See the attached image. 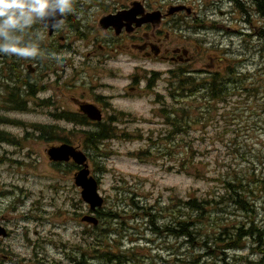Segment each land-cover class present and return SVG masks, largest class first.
Returning a JSON list of instances; mask_svg holds the SVG:
<instances>
[{"label": "flooded vegetation", "instance_id": "af4514ba", "mask_svg": "<svg viewBox=\"0 0 264 264\" xmlns=\"http://www.w3.org/2000/svg\"><path fill=\"white\" fill-rule=\"evenodd\" d=\"M243 2L247 9L244 13L239 10L240 21L250 23L251 0ZM226 6L234 13L232 0H71L70 10L62 12L56 7V0H50L43 15H34L29 24L10 30L7 37H0V44H12L33 53L21 56L0 48V148L7 143L16 147V140L25 144L32 137L43 147V150H0L3 171L0 172V264H89L95 242L88 243V239L95 231L99 232L81 221L83 216L92 214L89 206L80 213L83 229L76 235L80 244L69 242L70 239L60 244L59 240V218L66 217L67 222L75 218L65 216V209L57 203L58 183L71 172L75 175L78 167L72 160L51 161L47 151L62 145L94 150L89 143L90 132L105 127L114 137L113 131L119 128L121 117L126 128L119 130L129 134L131 111L120 105L130 98L135 100L143 85V74L161 73L140 66L137 63L140 59L174 66V69L168 68L167 74L182 72L197 78L200 87L196 97L207 91V82L203 81L218 74L222 62L216 54H208L215 50L216 37L221 35L217 31L224 29L223 23L231 15L227 12L224 22L217 20ZM206 42L210 43V49ZM199 61L205 65L196 69ZM125 72L126 88L114 94V84L108 80H124L121 76ZM92 86L106 93L91 92ZM171 89H167V97ZM155 96L152 118L142 119L137 115L133 122H164L165 137L170 133L171 113L179 108L168 106L167 98L161 100L160 91ZM190 99L183 97L186 103ZM96 113L100 115L99 120L94 119ZM24 123L36 124L29 127L34 134L27 132ZM14 128L22 129L23 133L14 134L11 131ZM76 130L80 134L77 140ZM157 133L158 142L163 138L161 127ZM177 135L180 134L175 132ZM42 152L46 154L47 165L55 171L61 170V176L40 172ZM6 164L8 168L4 169ZM69 166L72 168L67 169ZM44 180L49 181L46 188ZM28 185L40 188L31 194ZM105 203L107 208L106 200ZM111 210L106 213L103 209L95 215L106 217L114 211ZM76 213L74 210L73 216ZM112 222L110 233L103 227L101 236L113 238L114 234L122 233L118 221ZM104 246L103 241H97L100 249L96 254L105 258Z\"/></svg>", "mask_w": 264, "mask_h": 264}, {"label": "rangeland", "instance_id": "374dc122", "mask_svg": "<svg viewBox=\"0 0 264 264\" xmlns=\"http://www.w3.org/2000/svg\"><path fill=\"white\" fill-rule=\"evenodd\" d=\"M222 10L223 15L219 14L217 16L218 21L226 20L224 16L227 12L228 14L231 12V15H228L226 22L223 21L224 29L217 31L221 35L216 37L215 50L209 51L208 55L216 54L222 60L219 73L225 72L228 66H234L242 74L250 75L245 79L246 83H239L238 87L247 88L254 83L251 89L258 90L252 91L251 98L247 96L249 99H241L243 97H237L236 95L238 93L237 87L231 89V96L228 101L224 105L218 104L215 107L214 123L210 119L207 128L203 129V124L200 123L197 126H193L188 134L175 136V143H177L178 138H184L192 147L191 150L200 151L196 154L194 160L203 173H208L209 175L205 179L193 177L186 171L188 159L186 154H182L186 150L184 147L182 150H174V159H172V156L165 158L161 156L159 152L161 140L159 139L157 142L155 136L158 134L160 127L161 137H164V134L167 133V126L164 125V122H133L134 116L136 120L137 115L141 116L142 119L146 116L152 118L151 114L154 109L153 106H155L153 104L157 99L155 96L157 91L162 93L161 100L167 98L168 106H174L179 109L187 107L186 101H183V96L180 95L177 86V82L183 78L181 76L177 78L179 75L177 72L174 74L171 72L170 74L166 73L168 68L174 69V66L153 64L147 62V60L140 59L137 62L140 66L155 69L161 71V73L156 76L143 74V85L139 94L135 96V100L130 98L125 101L127 102L126 104L120 105L122 109L127 108V110L131 111V125L129 127L131 132L128 131L129 134H126L123 130L120 132L122 128H126L124 127L125 119L121 117L118 125L120 130L116 128V131H113V139L104 141V144L101 145L102 148L97 146L95 148L97 150L95 153L97 154L90 152L93 156L90 157L92 161L90 160L89 169L99 182L100 195L107 199V208H103L106 213L112 211L111 208H114L118 213L124 210L125 212L133 213L130 211L128 202H125V198L130 199V197H133L138 202L139 207L149 208L158 204V202L162 206H169L172 204V200L176 204L178 198L185 200L189 196L203 197L209 192L219 193L222 189L221 184L209 182V177L213 178V176L218 174H230L232 169L241 167L242 169L245 168V170L250 169L253 159L257 172H260L264 178V37L259 39L256 35L259 32V28L263 27L262 20L259 18L258 12H253L250 13V23H244V21H240V15L236 7L234 13L227 6ZM219 12L220 10H218ZM206 44L210 49V43L206 42ZM224 59L226 60L225 62H223ZM203 65L205 63L199 61L195 64V68H203ZM130 70H126V72L128 73ZM126 72L121 76L122 78L124 77V80H108L114 84V94L118 95L119 90L123 91V87L127 85ZM103 78L107 80L105 76ZM168 88L172 89L167 97ZM89 90L91 92H99V94L106 93L98 86H92ZM187 93L196 100L195 92ZM117 103L119 102L117 101ZM97 117L98 115L96 114L95 118ZM60 125L66 126L65 124ZM91 129L94 130L95 128L92 127ZM239 129L240 132L236 134L235 131ZM11 131L14 134L23 133L22 129L17 128ZM27 132L33 133L32 130ZM133 134L135 135L133 136ZM79 135L76 130L75 140L80 137ZM16 141L20 145L19 147L7 143L2 144L3 147L0 150H43V147L37 142L39 140L35 137H32L25 144L20 143L19 140ZM238 150L241 154L246 153L245 165H242L241 154L237 155ZM161 151H163L162 147ZM249 151L259 155L260 160L256 159L252 154L253 158L250 157ZM83 153L88 154L89 151L83 150ZM101 153H104V155ZM181 159L185 161V170H181ZM41 160L43 165L39 167V170L43 172V175L49 176L54 173L61 176V170L55 171L47 165L48 160L44 152L41 154ZM7 168L8 165L6 164L4 169ZM0 172L3 171L0 169ZM73 179L74 175L71 172L63 177V182L58 183L57 203L65 209V216L68 215L75 218L74 221L69 222H67L66 217L59 218L60 244L62 242L65 244L69 239V242L80 244L79 238L76 236L83 229L82 224L79 223L80 213L87 211L84 208L85 202L83 201L82 203L79 197L81 189L75 186ZM2 181H5V178H2ZM48 183V180H44V188H46ZM27 187L31 189L29 191L31 194L37 193L40 188L37 185H28ZM260 201V204H257L260 212L258 213V219L257 217L255 218V222L259 228L264 230V200L261 198ZM74 210L77 213L73 216ZM90 210L98 212V209ZM132 215L134 214L127 215V222L132 218ZM109 224L112 226L113 222L110 221ZM119 226L121 227V225ZM130 227H135V229H127L126 231L124 228V232H118L119 235L114 234L113 238H105L95 231V252L98 249L96 246L99 240L103 241L104 244L110 242L112 244L110 245L111 252L121 253V258L125 256L131 257L133 253H130V249L135 247L133 252L140 260L139 264H224L212 256L209 250L201 251L198 249L199 247L194 248L183 238L167 237L158 239L159 237H157L155 239V235L151 231L148 232L149 229L144 224L137 221H131ZM48 228L46 226L45 231ZM146 228L147 230H145ZM137 237H142L143 239H137ZM260 239L261 243L258 245L254 244L253 240L245 241L244 248L230 252L226 261L230 260L231 264H264V235H261ZM91 242L92 238L90 236L88 243ZM72 244L74 245L75 243ZM124 250L126 254H123ZM104 251L108 252V249L105 247ZM90 253L89 264H111L103 256L92 254V251Z\"/></svg>", "mask_w": 264, "mask_h": 264}, {"label": "trees", "instance_id": "16d2710c", "mask_svg": "<svg viewBox=\"0 0 264 264\" xmlns=\"http://www.w3.org/2000/svg\"><path fill=\"white\" fill-rule=\"evenodd\" d=\"M237 11L245 12L247 7L243 0H232ZM249 13H255L262 19V28H259L257 37L263 39L264 37V0H251ZM220 67V63H219ZM181 78L177 82V86L180 91V95L183 97L189 96L187 92H197L200 87V81L194 77H188L182 72H177ZM250 75L242 74L236 67L228 66L225 72L214 74L208 78L207 91H202L196 100L186 103L187 107L183 109L174 110L171 113V119L168 122L170 126V133L163 138H160L159 152L163 158L172 156L174 159V150H182L183 147L188 159V167H185V161L181 159V170H185L189 175L197 178L205 179L208 173H203L200 166L194 160L196 154L200 151L191 150L192 147L188 144V141L184 138H178L175 143V132L182 134H188L193 126L203 124V129L207 128L209 120L214 123L215 121V107L218 104H225L231 96V89L237 87V97H243L241 99L251 98L252 91L258 89H251L250 87H238L239 83H246V80ZM245 81V82H244ZM232 87V88H231ZM187 95V96H186ZM193 95V94H192ZM248 96V97H247ZM191 97V96H189ZM198 99V100H197ZM202 104V106H201ZM213 116V117H212ZM212 119H214L212 121ZM98 127L94 131H91V148L94 146V150H88L89 157L93 156L90 152L95 153L97 146L102 142L112 139L113 135L110 131L104 130L103 127ZM100 130V131H99ZM240 129L235 131L239 133ZM181 135V136H182ZM159 141V140H158ZM161 147L163 151H161ZM104 155V153H101ZM180 154V153H179ZM241 154L238 150L237 155ZM260 160L259 155H255L252 151H249L250 157L253 156ZM242 165H245L246 153L241 155ZM92 160V159H91ZM248 167V166H247ZM250 169H232L230 174H218L209 177V182H218L221 184V190L219 193L209 192L203 197L195 195L189 196L183 200L178 198L176 204L172 200V204L166 207H162L159 203L149 207L142 208L138 206V202L132 197L127 198L130 207V211L133 213H124L123 215H132L128 223L126 219L128 216H124L125 223L130 224V221H137L144 224L154 235L162 238H183L190 243L194 248L199 247L201 251L209 250L210 254L216 257L220 262L224 264H231L230 260L227 262L228 254L236 250L244 248L245 241L253 240L254 244L261 243V235H264V230L259 228L255 222V218L258 219V213L260 209L257 204H260L261 198L264 200V178L260 172H257L255 161L252 160ZM245 170V171H244ZM263 192V193H262ZM263 195V197H262ZM264 209V208H263ZM123 215L117 216L111 212L102 217L101 220L105 221L106 232L111 230L109 222L118 221ZM235 217V219H233ZM242 219V220H241ZM123 226H124V220ZM237 222V223H236ZM101 227V226H100ZM98 227L97 229H99ZM147 228L145 230H147ZM126 227V231H127ZM100 231V229H99ZM103 233V232H102ZM259 238V241H258ZM109 244V243H108ZM108 247V254H106L107 262L111 264H136L140 263V260L132 250L133 255L131 257L121 258L120 255H115L111 252L110 246ZM123 254H126L124 251ZM242 259V258H241ZM177 261V260H176Z\"/></svg>", "mask_w": 264, "mask_h": 264}, {"label": "clouds", "instance_id": "9594fccd", "mask_svg": "<svg viewBox=\"0 0 264 264\" xmlns=\"http://www.w3.org/2000/svg\"><path fill=\"white\" fill-rule=\"evenodd\" d=\"M50 6V0H0V37H7L10 30L27 25L32 17L43 15ZM71 0H56V7L62 12L70 10ZM4 51L21 56H30L29 50L12 44H0Z\"/></svg>", "mask_w": 264, "mask_h": 264}, {"label": "water", "instance_id": "95a60500", "mask_svg": "<svg viewBox=\"0 0 264 264\" xmlns=\"http://www.w3.org/2000/svg\"><path fill=\"white\" fill-rule=\"evenodd\" d=\"M94 119L99 120L100 115ZM49 157L52 161H69L71 158L75 161L76 164L84 166V168L76 175L75 183L78 187L82 189V197L84 201L91 205L92 209L101 207L103 204V199L98 192V183L94 177H89L90 171L88 169L87 157L81 153L75 151L72 147L67 145L54 147L48 151ZM87 222H92L98 224V221L95 217H87L84 219Z\"/></svg>", "mask_w": 264, "mask_h": 264}, {"label": "bare ground", "instance_id": "6f19581e", "mask_svg": "<svg viewBox=\"0 0 264 264\" xmlns=\"http://www.w3.org/2000/svg\"><path fill=\"white\" fill-rule=\"evenodd\" d=\"M49 150H50V149H49ZM49 150H48V151H49ZM48 151H47V154H48ZM48 156H49V154H48Z\"/></svg>", "mask_w": 264, "mask_h": 264}]
</instances>
